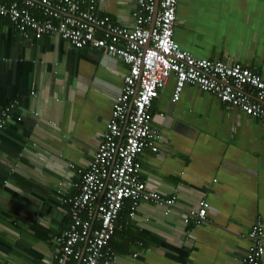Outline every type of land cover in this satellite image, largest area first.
I'll return each instance as SVG.
<instances>
[{
	"label": "crops",
	"instance_id": "1",
	"mask_svg": "<svg viewBox=\"0 0 264 264\" xmlns=\"http://www.w3.org/2000/svg\"><path fill=\"white\" fill-rule=\"evenodd\" d=\"M135 6L97 0L95 13L130 27ZM174 37L198 59L237 63L264 79V0H177ZM127 72L97 49L12 35L0 18V99L19 100L24 118L4 134L0 154L9 173L0 189V264L52 259L53 239L70 221L57 193L74 194ZM174 87L172 76L150 108L158 152L137 158L147 191L174 205L139 201L131 216L125 201L111 264H242L252 227L264 232V125L194 85L172 102ZM200 201L208 204L205 221L184 223Z\"/></svg>",
	"mask_w": 264,
	"mask_h": 264
},
{
	"label": "built area",
	"instance_id": "2",
	"mask_svg": "<svg viewBox=\"0 0 264 264\" xmlns=\"http://www.w3.org/2000/svg\"><path fill=\"white\" fill-rule=\"evenodd\" d=\"M176 6L177 0H136L132 25L126 27L97 16V0H0V17L25 39L55 36L128 66L95 154L72 185L74 194L58 192L59 207L69 206L70 221L54 237L55 251L46 264H111L115 256L109 243L125 201L132 203L131 216L139 201L174 205V199L147 191L137 159L145 149L158 152L150 108L170 77L175 79L172 102L185 86L194 85L264 125V79L240 64L198 59L181 49L174 37ZM16 106L12 101L0 107V129L12 122ZM207 207L200 201L198 209L183 214L184 223L204 222ZM263 236L262 227L254 225L242 264H261Z\"/></svg>",
	"mask_w": 264,
	"mask_h": 264
},
{
	"label": "trees",
	"instance_id": "3",
	"mask_svg": "<svg viewBox=\"0 0 264 264\" xmlns=\"http://www.w3.org/2000/svg\"><path fill=\"white\" fill-rule=\"evenodd\" d=\"M1 18V17H0ZM2 20L4 21V26H7L8 27V30H9V33H11L12 35L17 32L16 28L8 21L7 18H2ZM2 99V98H1ZM0 99V107H3L7 104L10 103V101H5L4 100H1ZM13 101H17V106L16 108L12 111V122L16 123L17 125H13L11 126V124H14V123H7L2 129H0V154H3L4 155V151H5V147H4V134L6 132H11L10 129H13L14 131H16L18 125H21L22 123V120L24 119L23 118V115L19 112V108H20V103H19V100H14ZM12 102V101H11ZM11 127H14V128H11ZM17 150L20 151L21 150V146H16ZM9 173H8V169L5 168L4 164L0 162V189H4V181L5 180H8L9 178ZM60 194L57 193V199H58V196ZM57 205H62V203L60 202V200L58 199L57 200ZM62 209H65L66 211H68L69 209V206L68 205H64ZM1 213H4L2 211H0ZM0 213V214H1ZM4 215V214H3ZM68 216V215H67ZM68 218L70 219V216H68ZM45 238L48 239V235L45 234ZM3 242V240H2ZM0 247L2 249H4V244L1 243L0 241Z\"/></svg>",
	"mask_w": 264,
	"mask_h": 264
},
{
	"label": "rangeland",
	"instance_id": "4",
	"mask_svg": "<svg viewBox=\"0 0 264 264\" xmlns=\"http://www.w3.org/2000/svg\"><path fill=\"white\" fill-rule=\"evenodd\" d=\"M58 199H59V196H58Z\"/></svg>",
	"mask_w": 264,
	"mask_h": 264
},
{
	"label": "water",
	"instance_id": "5",
	"mask_svg": "<svg viewBox=\"0 0 264 264\" xmlns=\"http://www.w3.org/2000/svg\"><path fill=\"white\" fill-rule=\"evenodd\" d=\"M158 2V1H157ZM79 264V263H78Z\"/></svg>",
	"mask_w": 264,
	"mask_h": 264
}]
</instances>
